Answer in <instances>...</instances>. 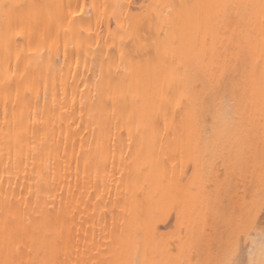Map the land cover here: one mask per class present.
<instances>
[{
  "label": "bare ground",
  "instance_id": "obj_1",
  "mask_svg": "<svg viewBox=\"0 0 264 264\" xmlns=\"http://www.w3.org/2000/svg\"><path fill=\"white\" fill-rule=\"evenodd\" d=\"M4 4L0 264H264V0Z\"/></svg>",
  "mask_w": 264,
  "mask_h": 264
},
{
  "label": "rangeland",
  "instance_id": "obj_2",
  "mask_svg": "<svg viewBox=\"0 0 264 264\" xmlns=\"http://www.w3.org/2000/svg\"><path fill=\"white\" fill-rule=\"evenodd\" d=\"M239 203H240V202H239ZM239 203H238V201H236L235 203L233 202L232 204L229 203V202H227V203H225V204H222L223 206H221V208L223 207V210H225V212H224L225 214H223V216H222V218L224 217V218H223L224 220H223V219H222L223 221L220 220V223H219L218 221L212 222V223H213L212 228L214 227L213 229H217V230H212V231L210 232V235L207 237L208 240L206 241V245H209V244H210V246H211L212 243H214L215 246H218V243L220 242V240L224 241V245H227V241L230 240L231 235L228 234V237H227V236L224 235V233H226L227 231H229V230L231 229L232 232H233V234H234V231H236L234 228H236V225H238V224H236V223H235L236 225L233 223V214H232V218H230V217H229V213L231 212L230 210H231L232 207H233V208L236 207V208H237V211H238V210H241V209L243 208V206L240 204V205L242 206V208H241L240 205H239ZM217 207H218L219 210H221V208H219L220 205H218ZM240 208H241V209H240ZM234 209H235V208H234ZM221 211H222V210H221ZM233 211H234V210L232 209V212H233ZM235 211H236V209H235ZM235 211H234V212H235ZM237 211L235 212V215H237V214H236ZM238 212H240V211H238ZM230 214H231V213H230ZM235 215H234V217H236ZM230 216H231V215H230ZM227 220H229V222H228ZM235 220H236V218H235ZM235 220H234V221H235ZM236 222H238V220H236ZM227 223L230 224L231 227L233 226L234 228H233V227L231 228ZM216 224H217V225H222V226L225 225V226H226L227 229H226V228H222V229L224 230L223 235L219 234V231H218V229H219L221 226H217ZM226 224H227V225H226ZM233 224H234L235 226H234ZM227 226H229L230 228H228ZM227 233H228V232H227ZM230 233H231V231H230ZM231 234H232V233H231ZM234 235H235V234H234ZM225 237H226L227 241L224 240ZM211 242H212V243H211ZM228 242H229V241H228ZM210 246H209V248H210ZM207 247H208V246H207ZM207 247H204V248H207ZM211 247H212V246H211ZM203 251L205 252V249L202 250V253L204 254ZM244 256H245L246 259H247V255H244ZM244 256L241 257V260L243 259V261H241L242 263L239 262V264H246V262L248 261V260L245 259ZM243 257H244V258H243ZM244 259H245V263H244ZM247 263H248V262H247Z\"/></svg>",
  "mask_w": 264,
  "mask_h": 264
},
{
  "label": "snow or ice",
  "instance_id": "obj_3",
  "mask_svg": "<svg viewBox=\"0 0 264 264\" xmlns=\"http://www.w3.org/2000/svg\"><path fill=\"white\" fill-rule=\"evenodd\" d=\"M0 7H3L5 10H8L10 6L7 4H4V5H0ZM249 224H250L251 231L258 230L259 237H260V244L262 248H264V207H262L261 212L258 216H254L251 218V220L249 221ZM240 235L243 236L244 233L241 232ZM220 264H239V262L236 261L235 259H229L226 261H221Z\"/></svg>",
  "mask_w": 264,
  "mask_h": 264
}]
</instances>
